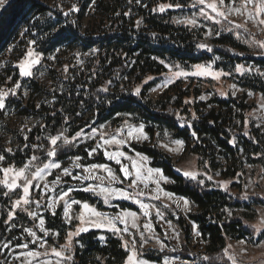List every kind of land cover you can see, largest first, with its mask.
I'll return each instance as SVG.
<instances>
[{"label": "trees", "instance_id": "1", "mask_svg": "<svg viewBox=\"0 0 264 264\" xmlns=\"http://www.w3.org/2000/svg\"><path fill=\"white\" fill-rule=\"evenodd\" d=\"M188 2L7 0L0 8V87L7 90L17 81L20 87L15 96L6 97L5 108L0 109V155L5 157L0 161V168L21 167L33 156L46 157L53 147L49 138L61 134L57 156L53 157L56 162L65 163L79 156L85 165L104 163L101 154L90 160L84 146L75 145L74 140L70 145H64L63 138L71 140L81 130L82 134H87L107 123L118 126L123 122L120 117L125 115L142 123L149 137L165 130L174 139L182 140L185 153L194 155L212 171L221 170L223 180L234 179L243 172L245 165L257 164L264 154V136L253 128L247 136L243 134L245 114L253 109L245 103V98L216 96L210 103L217 109L206 111L208 103H185L191 95L197 98L203 91L179 87L173 93L164 92L152 100L147 97V92L154 84L149 83L139 94L133 93L148 76L163 74L165 63L191 67L212 63L217 55L222 59L221 64L215 63L218 69L226 70L244 61L264 69V58L239 56L244 49L227 36L212 40L207 45L211 51L201 50L194 32L174 25L167 14L158 11L161 4L184 5ZM73 4L77 10L65 16L64 12H68ZM31 40L36 41L32 47L41 52L43 58L34 75L23 78L16 65ZM50 56L54 59H48ZM237 83L246 91L264 95V83L256 78L245 76ZM130 149L147 156L151 167L160 169L172 180V184L164 187L165 191L188 199L196 207V213L188 219L197 225L208 245L203 252L193 254L183 244L177 252L181 258L190 262L201 260L200 264H231L224 255L228 241L247 239L257 244L263 239L264 233L254 239V230L244 223L245 220L224 218L226 209H250L238 195L186 179L175 171L170 158L154 147L131 145ZM4 193L0 184V242L7 236L11 223L28 221L20 213L9 220L10 197ZM74 197L102 208L101 201L90 194L80 192ZM114 206V210L119 207L137 211L126 202H115ZM46 225L63 237L70 230L61 224L58 215L47 216ZM178 225L185 243L189 227L182 217L178 219ZM96 236V232H90L76 238L75 242L84 249L82 253L75 249L71 264H88L86 255L94 258L92 264H124L127 253L120 240L108 236L102 245L95 241ZM17 243L21 244L22 240ZM165 255L144 257L159 263Z\"/></svg>", "mask_w": 264, "mask_h": 264}, {"label": "rangeland", "instance_id": "2", "mask_svg": "<svg viewBox=\"0 0 264 264\" xmlns=\"http://www.w3.org/2000/svg\"><path fill=\"white\" fill-rule=\"evenodd\" d=\"M40 1L52 3V0ZM229 3L230 0H225V5H228ZM235 4L236 6H239L240 0H235ZM201 7L203 6L198 4L196 0H189L188 3L181 5V7L179 8H166L164 13L167 14L170 22L174 25L186 27L190 31L194 32L196 38L198 39L199 45H208L214 39H217L221 36H227L232 38L244 49L240 52L239 56L264 58V49L260 48L257 43L259 41H264V26L258 23L254 24L251 20H247L245 16L241 15H229L227 20L218 17L217 19H219L220 22L216 23L214 20L206 19L200 14ZM249 7L251 8V5H249ZM205 11H207L209 15L215 16V13H212L210 9H205ZM186 18H194L196 20V24L191 25L179 22L184 21ZM229 21H232V23H229ZM236 24H240L242 25V27L236 28ZM217 33L219 34L217 35ZM200 49L207 50V47ZM215 63H222V59H220L217 55L214 56V62L199 64L209 68V74L202 75L196 74L199 70L195 66L183 67L176 63H165V72L163 74L157 77L148 76L134 88L133 93H135V90L137 88L141 90L143 86L149 83L154 84L153 87H151L147 92V97L152 100L158 99L164 92L173 93L177 91L176 88L179 87L182 88V90L189 89V91H203V94L197 96V98H194L191 95L185 100V103H208V105L206 106V111L214 108L217 109L214 104L210 103L213 97H229L233 99L245 98V103L248 105H252L253 109L245 114L242 130L243 134L247 136L249 130L253 128L258 130L259 133L264 136V95L253 91H246L240 88L237 83L239 78L245 76L256 78L264 83V69L251 62L244 61L239 64L242 69L241 71H237L238 65L227 67L226 70H222L216 68ZM38 65L33 67V75L34 70ZM174 72H182L183 74L177 77L173 76ZM149 77H151V79H149ZM165 84H167L166 87L164 86ZM233 85L235 87H233ZM201 97H203V99H201ZM191 116L193 117L192 113ZM120 118H122L123 122L118 126L107 123L98 126L96 128V132L91 131L87 134H81L74 140L76 142L75 145L84 146V150L95 147L98 143H101V133L106 134L105 138H108L111 134H115L117 129H122V135H126L127 127L125 125V121H127L128 124L137 127L139 125H143L140 122H135L134 118L129 115L121 116ZM175 141H180L181 143H174ZM144 144L156 148L164 155L169 157L175 171L180 173L181 175L183 171H191L196 173L197 179L193 181H196L198 183L199 181H203L202 184L199 183L201 186H205L210 189L228 191L232 195H238L241 202L246 203L250 209H226L224 212V218H226L227 220H231L232 218L237 217L245 220L244 223L254 230V239H256L260 234L264 233V223H262V221H264V154L260 157V160L257 164L245 165L243 172L238 174L234 179L223 180L220 175L221 170L212 171L209 169L207 164L200 163L197 157L192 154L185 153L183 141L174 139L172 135L165 130L157 131L153 135V137H149V139L146 141L137 142L135 140H131L127 145L122 146L120 150L126 152L127 156L138 160V157L136 155L137 153L133 152L130 149V146H140ZM107 147L109 151L116 150L115 145ZM103 152L104 149L101 148L91 157H88L90 160H93L97 156H99V154H101L104 163L96 164H106L110 166L118 176L123 178L122 174L119 172L120 166L117 165L115 161L107 160ZM51 159L53 158H48L46 156L44 158H39L38 160L33 161L31 167L29 168V178H31L30 174L35 172L37 166L43 167V165L45 163H49ZM121 159L122 163L128 165L129 167L131 166V160L123 158ZM73 162L74 158L69 159L65 163L57 162L61 165L60 169H48V174L45 175L43 180H33V185L39 184L40 187H33L30 189L29 199L31 203L28 205L22 204L21 206L16 207L13 215L14 218L15 214L20 213L23 217H27L28 221H25V223L14 222L9 226L7 236L0 242V264H28V261H32V264H37V260L50 261L51 264H56L57 257L52 254L51 249L56 248L57 250H62L61 246L65 245L68 242L66 239L67 234L70 231H75L77 225L79 224V221L73 220L72 223H67L65 221V217L63 214V201L57 204V206L55 207L56 214L53 215V210L47 207V197H55L62 189L66 190L67 188H72L74 189V191H72L69 194V197H67L66 199L77 200L74 197V194L80 192L90 194L101 201L102 208L98 209L97 206H91L95 207L100 212L108 214L109 216H113L117 213L125 211L123 209H120L119 207L114 210L115 202H126L133 205L137 209V211H127L137 214L138 219L136 222L139 225V231L135 228H132L130 223L128 226L129 232H121L119 234H114L112 231L104 228H95L89 226V230L87 232L80 233L78 236L90 232H96L97 236L95 238V241L102 245H105L108 236H113L120 240L121 246L125 250L127 255L129 254V252L126 251L124 247L125 241L131 242L132 240H135L136 250L138 251V253H140L138 258L144 260L145 264L201 263V260H198V262L186 261L177 254V252L181 250L183 244H185L193 254L203 252L207 248L208 244L206 240L202 238L197 225L188 219L189 215L196 213V207L190 202L188 208L186 209L183 206V201L180 199V196H175L173 194L171 198H169L165 195L169 192L165 191L164 187L172 184L171 179L167 178L166 181L160 180L159 191H157V184L154 182V180H148V187L147 189H144L146 194L136 197V199H138L139 201H142L143 203L149 204L151 206V208L149 209L150 215L146 217L144 216L143 211L140 209L139 204L133 199L113 197L109 200L108 203H105L102 196L94 194L91 191L85 192L82 190L83 187H86L89 183L95 184L98 183V181L89 180L81 183L78 180H73L71 177H64L62 174V168H68L74 175L82 174V169L74 168ZM81 163H83L82 160ZM12 167L14 169L21 168L14 166ZM148 167L153 168L151 167V160L149 158L145 164V169H142L145 176L147 175L146 168ZM178 169L180 171H177ZM97 174L105 175L101 172H98ZM13 176L14 173L10 172L7 176V179L11 181ZM57 176H61L62 181L59 185L56 186L55 191L43 194V185L49 181L55 180ZM209 177H211V179H209ZM3 179H5V175L2 172V180ZM22 182V180L17 181V183ZM129 182L130 180H124L122 184L116 183L112 186L117 188H124L134 193L138 191V189L144 187L143 184H139L138 189H129ZM105 183L107 182L105 181ZM1 186L5 192H8V196L10 197L11 211H13L12 206L14 201L19 199L23 195L22 188H17L9 192V190L6 189L2 184ZM154 196H158L159 198L154 199ZM37 201H39V206H37ZM177 202H179V206ZM157 209H159L161 213V215L159 216L157 215ZM30 211L35 212L37 215L35 217L30 216L28 214ZM80 211V205H73L71 214L76 215ZM56 215H58L61 224H63L65 227H69L70 229L67 232L66 237H63V235L58 231L49 229V227H47L46 225V217L48 216L54 218ZM37 217L44 219L45 223L43 227L48 231L47 236H45L44 233L41 232L39 219ZM180 217L186 220V223L189 227V235L185 243L183 233L178 225V219ZM145 222L151 223V232L144 231L143 225ZM117 227L123 229L124 225L118 223ZM25 228L34 231L37 237L42 238L44 241H47V243L44 244L43 247H39L38 243H33V237L24 231ZM141 233H143L145 237V242L142 248L140 247ZM78 236H74L72 238L71 252L66 253V255L70 254L72 258L75 249H77L80 253H82L81 251L84 249L79 243L75 242ZM18 240H22V243L18 244ZM241 241H243V243ZM5 244H7V247H4ZM23 244H27L28 247H19V245ZM28 251H35L43 255H40L36 260H34L32 257H26L25 255H23V253H26ZM163 253L166 255L161 259L159 263L149 261L144 257V255L148 254ZM224 255L231 264H233V260L235 261V264H264V237L257 244H252L248 242L247 239H243L240 241H228L224 249ZM86 257L89 260L88 264H92L94 262V258H92L90 255H86ZM71 262L72 260L61 261V264H71ZM124 264H126V259L124 260Z\"/></svg>", "mask_w": 264, "mask_h": 264}, {"label": "snow or ice", "instance_id": "3", "mask_svg": "<svg viewBox=\"0 0 264 264\" xmlns=\"http://www.w3.org/2000/svg\"><path fill=\"white\" fill-rule=\"evenodd\" d=\"M137 3H140V0H136ZM196 2L203 7L200 9V14L209 20H214L216 23H219L220 20L217 19L223 18L224 20L228 19L229 15H241L245 16L247 20H251L254 24L258 23L262 26H264V0H240V5L236 6L235 0H230V3L228 5H225V0H196ZM7 3V0H0V8H3ZM251 5V8L249 7ZM176 7L179 8L181 5L179 4H161L158 6L160 12H164L166 8ZM205 9H210L212 13H215V16L209 15ZM76 5L73 4L71 8L68 10V12H64V15L67 16L71 12L76 11ZM156 9H153L155 11ZM128 13H125L127 15ZM191 25L196 24V20L193 19H185L184 21H179ZM229 23H232V21H229ZM137 24H139V21H137ZM236 28L242 27L240 24L235 25ZM219 33H217L218 35ZM29 47L27 48L26 53L24 56L17 61V67L19 69V74L21 77H29L33 75L32 69L34 66L41 63L42 60V53L36 51L32 45L36 43L35 40H31L28 42ZM259 47L264 49V41L257 42ZM197 47L199 48H206L207 45L200 44ZM11 50V49H9ZM208 51H211V48L207 49ZM87 55V54H86ZM48 59H54V57L50 56ZM79 62V61H78ZM167 66V65H166ZM178 67V66H177ZM199 71L196 73L197 75L202 74H209V68L202 66V65H196L195 66ZM65 72H67V66H65ZM241 66H237V71H241ZM182 72H174L173 76H180L182 75ZM9 80L12 78L9 77ZM151 79V77H149ZM165 87L167 84L164 85ZM20 87L19 81L13 85V87L8 88L5 90L4 88L0 87V109L5 108V99L9 95L15 96L16 90ZM233 87H235L233 85ZM104 91H107V89H104ZM140 89L137 88L135 90L134 94H139ZM203 99V97H201ZM187 102V101H186ZM39 107V105H37ZM125 125L127 127V134L122 135V129H117L115 134H111L108 138H105L104 133H101V143H98L95 147H91L89 149H86L88 156L91 157L94 153L98 152L101 148L104 149V156L107 160L115 161L117 165H119V172L122 174L123 178L118 176L113 169L106 165V164H90V165H84L81 163V157L77 156L74 158L73 167L82 169V174H73L68 168H62V174L64 177H71L73 180H78L81 183L84 181L89 180H95L98 181V183H89L86 187H83V191L85 192H93L94 194L100 195L103 197L104 202L108 203L109 200L113 197H119L123 199H133L135 202L139 204L140 209L143 211L144 216H149L150 211L149 209L151 206L149 204L143 203L142 201H139L136 199L138 196L145 195L144 189H147L148 183L147 181L152 179L157 184V191H159V182L160 180H167V177H165L160 169H153V168H146L147 175H144V172L142 169H145V164L148 160V157L143 155L142 153H137V159H133L129 156H127L126 152L121 151L120 148L122 146L127 145L131 140H135L137 142L146 141L149 139L147 134L144 132V126L139 125L133 126L131 124H128L127 121H125ZM103 127V126H102ZM93 132H96L97 129L93 128ZM82 134L81 132H78L75 137H72L71 140L68 138H63V144L64 145H70L72 140H75L77 137H79ZM195 135V133H193ZM62 134L57 136H52L49 138L50 144L53 146L47 151V157L53 158L57 156V142L61 140ZM119 137V138H118ZM174 143L180 144V141H175ZM115 145L116 150L115 151H109L107 146ZM7 151H11V149H7ZM4 156L0 155V161L4 160ZM129 159L131 160V166L125 165L122 163V159ZM39 157L33 156L30 158V161L26 163L23 167L19 169H14L12 166L0 168V172H3L5 175V179L0 180V184H2L6 189L10 191H13L17 188H22L23 195L14 201L13 203V211L9 212V220L13 218L14 210L16 207L23 205H28L31 203L29 196H30V189L33 187L39 188L40 185L36 184L33 185V180H43L45 175L48 174V169H60L61 165L56 162V160L51 159L49 163H45L43 167H36L35 172L31 173V178H29V168L31 167V164L33 161L38 160ZM177 171H180L179 169ZM12 172L14 173L13 178L11 181L7 179L8 174ZM98 172L104 173L105 175H99ZM182 175L186 178H190L192 180L197 179V174L191 171H183ZM158 177V178H155ZM155 178V179H154ZM211 179V177H209ZM22 180V183H17V181ZM124 180H130L129 182V189H138L139 184H143V188L138 189V191L130 192L124 188H117L113 187V184L120 183L122 184ZM62 181L61 176H57L55 180L49 181L43 185L44 193L46 194L48 192H53L56 189V186L59 185ZM105 181L107 183H105ZM199 183H203V181H199ZM226 186V185H224ZM74 191L72 188H67L66 190H61L55 197L48 196L47 197V207L53 210V215H55V207L57 204H59L61 201H63V214L65 217V221L67 223H72L73 220H78L79 224L77 225L75 231H70L67 234V243L63 246H61L62 250H57L56 248H52V254L57 257L56 264H61V261H71L72 256L70 254L66 255V253H70L72 249V238L74 236H78L80 233L87 232L89 230V226L95 227V228H104L109 231H112L114 234H119L121 232H129V223L131 224L132 228H135L139 231V225L137 224V214L134 212H128L127 210L117 213L113 216H109L108 214L104 212L98 211L95 207L89 205L87 202H82L78 200H68L66 199L69 197V194ZM5 196L8 195V192L4 193ZM166 196L171 198L173 195L172 193H166ZM154 199H158V196H154ZM183 201V206L187 209L190 201H188L186 198L181 197L180 198ZM37 206H39V201L36 202ZM178 206H179V202ZM73 205H80L81 211L76 214H71V209ZM30 216L35 217L37 214L33 211H30L28 213ZM157 215H161L159 209H157ZM39 219L40 224V230L44 233L45 236L48 235V231L43 227L44 226V219L37 217ZM123 224L124 228L121 229L117 227V224ZM264 223V221H262ZM144 231L151 232L152 226L150 222H145L143 225ZM25 232H27L30 236L33 237V243H38L39 247H43L44 244L47 243V241H44L42 238H39L36 236V233L32 231L31 229L25 228ZM123 239V237H122ZM145 242V237L143 233H141V244L140 247L142 248ZM243 243V241H241ZM4 247H7V244L4 245ZM21 248H27V244L19 245ZM124 247L126 251L129 252V254L126 257V264H145V261L142 259H139L140 253L136 250V241L132 240L131 242L125 241ZM26 257H32L34 260H36L40 255H43L41 253L35 252V251H28L26 253H23ZM28 264H32V261H28ZM37 264H51L50 261H39L37 260ZM233 264H235V261L233 260Z\"/></svg>", "mask_w": 264, "mask_h": 264}]
</instances>
